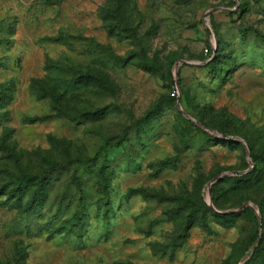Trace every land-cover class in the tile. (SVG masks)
<instances>
[{
	"label": "rangeland",
	"instance_id": "obj_1",
	"mask_svg": "<svg viewBox=\"0 0 264 264\" xmlns=\"http://www.w3.org/2000/svg\"><path fill=\"white\" fill-rule=\"evenodd\" d=\"M240 263L264 0H0V264Z\"/></svg>",
	"mask_w": 264,
	"mask_h": 264
},
{
	"label": "trees",
	"instance_id": "obj_2",
	"mask_svg": "<svg viewBox=\"0 0 264 264\" xmlns=\"http://www.w3.org/2000/svg\"><path fill=\"white\" fill-rule=\"evenodd\" d=\"M210 192H211V194H212V196L215 194V192H216V188H215V184L214 183H212V185H211V187H210Z\"/></svg>",
	"mask_w": 264,
	"mask_h": 264
},
{
	"label": "water",
	"instance_id": "obj_3",
	"mask_svg": "<svg viewBox=\"0 0 264 264\" xmlns=\"http://www.w3.org/2000/svg\"><path fill=\"white\" fill-rule=\"evenodd\" d=\"M214 9H211L210 11H213ZM246 204H249V203H245V204H243V205H241V207H243L244 205H246ZM240 207V208H241ZM241 264V263H240Z\"/></svg>",
	"mask_w": 264,
	"mask_h": 264
}]
</instances>
